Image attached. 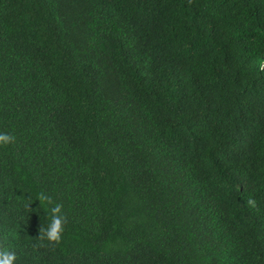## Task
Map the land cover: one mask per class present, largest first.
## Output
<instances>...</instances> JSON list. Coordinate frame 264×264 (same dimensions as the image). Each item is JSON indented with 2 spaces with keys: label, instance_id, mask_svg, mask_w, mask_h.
I'll list each match as a JSON object with an SVG mask.
<instances>
[{
  "label": "trees",
  "instance_id": "trees-1",
  "mask_svg": "<svg viewBox=\"0 0 264 264\" xmlns=\"http://www.w3.org/2000/svg\"><path fill=\"white\" fill-rule=\"evenodd\" d=\"M260 63L264 0H0V251L264 264Z\"/></svg>",
  "mask_w": 264,
  "mask_h": 264
},
{
  "label": "clouds",
  "instance_id": "clouds-1",
  "mask_svg": "<svg viewBox=\"0 0 264 264\" xmlns=\"http://www.w3.org/2000/svg\"><path fill=\"white\" fill-rule=\"evenodd\" d=\"M259 69L264 71V63L259 64ZM15 142V137L9 133H0V146L7 147ZM44 200H51L49 197H42ZM251 203V201H250ZM62 205L54 204L50 208L51 220L47 228L43 230L41 239H47L50 243H59L62 238L63 225L66 222V217L62 213ZM17 254L13 250L0 251V264H15Z\"/></svg>",
  "mask_w": 264,
  "mask_h": 264
}]
</instances>
